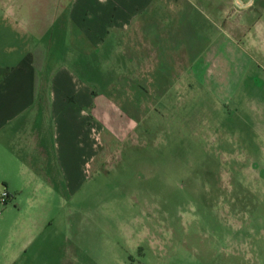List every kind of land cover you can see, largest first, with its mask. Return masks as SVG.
<instances>
[{
	"label": "rangeland",
	"instance_id": "obj_1",
	"mask_svg": "<svg viewBox=\"0 0 264 264\" xmlns=\"http://www.w3.org/2000/svg\"><path fill=\"white\" fill-rule=\"evenodd\" d=\"M254 1L244 18L249 25L261 10ZM260 23L264 29V13ZM261 31L254 33L259 45L241 48L222 101L194 82L181 60L172 61L179 68H157L156 55L134 54L125 68L124 54H96L93 62L103 67L80 73L110 106L101 113V153L85 152L84 181L63 182L48 198L44 183L0 177V264H264ZM19 50L12 53L18 59L25 55ZM31 50L39 66L42 45ZM158 71L164 79L155 86Z\"/></svg>",
	"mask_w": 264,
	"mask_h": 264
},
{
	"label": "crops",
	"instance_id": "obj_2",
	"mask_svg": "<svg viewBox=\"0 0 264 264\" xmlns=\"http://www.w3.org/2000/svg\"><path fill=\"white\" fill-rule=\"evenodd\" d=\"M258 1L260 14H252L249 25L244 18L254 0H0V23L11 27H0V177L44 183L46 198L60 193L63 182L77 187L84 181V153L100 155L102 108L110 107L80 73L103 67L93 62L96 54H124L125 68L134 54L156 55L157 68L176 69L181 60L192 80L222 101L245 53L241 48H255V31L264 32V0ZM39 44L41 67L31 50ZM19 48L25 55L18 59L12 53ZM3 54L16 62L7 63ZM52 61L55 72L48 77ZM163 77L158 71L153 85Z\"/></svg>",
	"mask_w": 264,
	"mask_h": 264
},
{
	"label": "built area",
	"instance_id": "obj_3",
	"mask_svg": "<svg viewBox=\"0 0 264 264\" xmlns=\"http://www.w3.org/2000/svg\"><path fill=\"white\" fill-rule=\"evenodd\" d=\"M8 199V193H6L5 195L2 196V200L6 203Z\"/></svg>",
	"mask_w": 264,
	"mask_h": 264
},
{
	"label": "trees",
	"instance_id": "obj_4",
	"mask_svg": "<svg viewBox=\"0 0 264 264\" xmlns=\"http://www.w3.org/2000/svg\"><path fill=\"white\" fill-rule=\"evenodd\" d=\"M10 194L8 193V200H9Z\"/></svg>",
	"mask_w": 264,
	"mask_h": 264
}]
</instances>
